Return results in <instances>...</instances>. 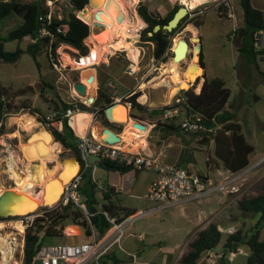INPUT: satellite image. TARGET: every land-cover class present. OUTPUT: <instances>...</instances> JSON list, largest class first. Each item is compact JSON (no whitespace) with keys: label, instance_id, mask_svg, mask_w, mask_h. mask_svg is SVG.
<instances>
[{"label":"rangeland","instance_id":"rangeland-1","mask_svg":"<svg viewBox=\"0 0 264 264\" xmlns=\"http://www.w3.org/2000/svg\"><path fill=\"white\" fill-rule=\"evenodd\" d=\"M138 1L139 0H114L116 5L123 10L124 17L119 21V24L115 26L117 32H115V38L113 39L117 41L122 37L126 45H120L113 49L112 52H106L103 56L104 58H101L98 62H90L89 58H87L93 57L95 54L92 51L94 42L88 39L91 36L89 35L90 32L88 34L89 36L87 35L88 37L84 39V42L88 46V51L90 49L86 56L81 55L76 48L67 43H60L56 47L57 58H55V60L57 61V66L60 67L59 69L54 67L45 49L40 50L38 54L39 67L36 66L33 57L28 52L21 53L17 60L13 62L2 61L0 59V83L5 85L9 90L6 96L12 97L14 103H26L30 106H36L39 108L40 112L32 114L25 108L6 114L4 124L9 131L0 135V158H4L6 153L9 152L13 154L14 148L19 146L21 142H24L21 143L22 155L16 160L15 156H13L15 161L12 162V165H9L13 180H9L7 177L5 178L0 170V185L2 186L0 192L7 187L25 191L22 185L24 174L23 166L26 171L25 175L27 176V168L29 165L39 162L42 163L41 158L37 156V152L35 155L29 156L30 152H25L24 150V145H31L36 139L35 134H30L31 132L39 134L41 131L42 133L48 134L50 139H48L49 151L43 156L46 161V168L42 163V173L44 174H42L38 182H34L30 185L34 187L36 183L38 184L35 189L31 190L30 194L35 197L42 196L43 192L47 191L50 181L52 179H58V174L63 169L59 159L63 156L73 154V151L64 148L59 141L54 140L53 135L44 124V119L46 115L55 110L51 97L52 95L59 96V98L66 103L72 101H81L86 105L91 103L85 96L79 95L72 85L76 79L80 81L84 80V78H82V71L84 69L90 71L95 78L94 89L90 91L94 97L98 89L97 75L100 73L103 78L104 88L109 95L113 96V100L126 94L128 89L133 88L134 85L141 90V93L143 92V95H147L145 101L141 100L143 96L140 97L141 93L136 98L137 101L146 105L147 109L144 111L131 108L123 103L125 98H120V103L125 105L127 113L130 112V114L133 115L134 113L140 112L154 117L151 111L152 108L167 105L173 101L175 95H179L181 92V89H179L169 98L167 95L169 84L166 82L168 77L167 68L174 63L173 51L178 44V40L185 38L190 46L187 56L180 60L175 68L179 76L178 82L183 86L182 89L189 83L187 73L190 71V66L195 64L198 67L199 65L200 46L196 43L200 41L202 44V62L205 67L206 77H220L223 79L225 85L230 87L231 93L225 107L234 113V118L237 117L242 122L243 130L248 140L255 145V150L249 155L250 160L248 165L253 164L252 167L247 173L233 181L236 190L227 191L230 197H223L222 202L219 201L221 200L219 195L222 191L216 190L197 200L175 203L167 207L153 209L149 211L150 213H146L134 220L131 230H135V228L138 230H148L152 234L154 242L160 243L167 251L175 256L177 253L187 248L186 242L196 233V225L203 219L209 217V211L206 214L204 213L203 216H201L202 218L197 217L196 214L200 209L202 212H205L210 207L213 208V212L217 211L216 217L219 218L220 216L221 218L223 216L224 218L221 221L223 224L222 226L234 224L236 228L241 226L248 233L252 231L255 216L249 215L250 213L246 211H241L236 205V199L241 195H251L257 191L264 190V84L260 80L255 65H247L236 50L238 35L235 29L241 24L242 18L240 11L242 8L239 6V0H142L151 10L160 15H164L174 4H186L188 9L191 8L186 13L187 19L184 21L182 28L171 37L170 46L165 53L163 61L156 60L153 57V43L151 41H144L140 38V30L145 23L142 18L135 13V6ZM189 1L194 2V5L191 6ZM251 3L253 6L263 11L264 17V0H251ZM84 6V9L87 10L84 12H78L77 10L76 14L91 23L94 20L93 11L102 8V4ZM68 9L69 5L66 4V1L60 0L53 4L52 13L62 15L65 14ZM188 19L200 21L202 23L197 26V29V27L193 25V21H188ZM17 21L18 17L15 15H10L0 21V35L14 26ZM124 24H129L135 29L131 37L128 36L126 31L122 32L121 29ZM199 37L200 39H198ZM28 41L27 37L19 41L7 40L4 42V47L9 50L14 49L17 44L21 47H25ZM133 55L135 59H132ZM258 65L260 68L264 69V60H260ZM131 69L133 70L131 71ZM194 76L196 77L197 75L194 74ZM200 76L197 81L195 80L192 84L189 83L195 92L200 89L202 82V76ZM44 81L49 82L51 87H47ZM117 95L120 96L117 97ZM163 96L165 97L162 98ZM161 100H163V102ZM159 112L162 113L163 111ZM185 112V106L180 104L178 115L170 119L177 122L186 114ZM80 113L82 112L72 116L73 120L71 121V124L76 129V131L74 129V132L78 134L84 133L85 129L89 126L88 119L90 118L89 114L79 115ZM155 117L158 118L157 115ZM119 118L122 121L124 120L123 116ZM170 119L166 120L169 121ZM158 121L162 122L165 120L160 117ZM33 123H37V125ZM55 123L56 121H54V126L56 125ZM97 125L99 127L106 126L100 123L98 117H95L91 125V131L92 129L95 130ZM110 126L116 129L115 126ZM154 129L155 128H152L150 132V138L152 137L153 141L167 140H163V137L160 136V132L158 137L155 136ZM179 129L181 132H174L173 134L175 135L169 137L172 139V142L177 144L179 142H186V140L190 142L194 139V141L197 142L195 148L203 146L202 150L190 147L186 149V151L182 149L180 155L191 154L189 157L193 156L195 158V161L189 160V164L183 162V166L187 165L197 173L208 170L211 177L219 178L214 169H207L204 158L208 156L214 161H218L213 152L214 141H210L209 139L208 144H205L206 142L203 138H200L198 134L194 137L190 132H186L181 128ZM14 135H16V137H13ZM4 150L5 155L2 153ZM174 151H177V148L174 149L172 143L170 152ZM92 159L93 156L91 155L89 161L91 162ZM213 160L210 162L212 167L214 166ZM85 173V177L90 175L91 178L98 177V179L101 180L105 178L107 170L102 167L95 168L90 164L85 170ZM97 190H99V187H97ZM128 192L129 191L122 195V200L120 201L122 204L126 203L130 206H136L137 209L133 207L135 210L144 209V207L147 208V206L152 205L151 201L148 199L129 196ZM79 193L81 201L85 204V194L81 192L80 188ZM230 198L233 200L230 201ZM57 200L50 205L42 203L35 210L40 211L41 207L53 206ZM96 205V207H99L98 203ZM31 213L36 212L31 211L24 214L29 215ZM225 214L226 216L224 217ZM20 217H22V215L19 217L8 215L4 217V219H1L0 223H3L5 227V230H1V234L5 235L12 230L14 231V238L16 237L17 240L18 236L23 238L25 231L24 226H22L21 232L18 229L16 231L15 227L16 222L21 223L19 220L21 219ZM22 218L25 219L26 217L23 216ZM215 219L216 218H212V221ZM69 223H72V221H70V219H65L63 228ZM49 237L50 236H44V244L50 241ZM259 238L264 239V223L260 229ZM148 240L149 237L146 239V242ZM241 248L243 251L248 250L245 244L241 245ZM3 250L4 245L2 239H0V261L2 260ZM215 251L217 252L218 250L216 249ZM13 252L12 264H21L23 254L21 248L14 249ZM205 256L206 254L202 256V260L206 262L212 263L219 259L217 255L213 254H210V256L214 261ZM246 256L247 253L237 252L232 256L229 264H245Z\"/></svg>","mask_w":264,"mask_h":264},{"label":"trees","instance_id":"trees-1","mask_svg":"<svg viewBox=\"0 0 264 264\" xmlns=\"http://www.w3.org/2000/svg\"><path fill=\"white\" fill-rule=\"evenodd\" d=\"M68 2L70 6L66 13L62 14L61 17L52 16L51 21L47 24L45 18H40L41 15H45L48 11L45 0L0 1V21L10 15L18 17L17 23L0 35V59L2 61L13 62L17 60L21 53L28 52L33 57L36 66L39 67L38 54L40 50L45 49L48 55L50 48V51L56 55V47L60 43H67L76 48L81 55L86 56L90 51V49L88 51V46L84 42V39L90 35L89 22L84 18L85 21L81 19L82 17L79 15L78 17L76 11H86L87 9H84V5L87 0H68ZM239 4L242 8V18L241 24L235 29L238 35L236 50L247 65H255L260 80L264 84V69L258 65L259 58L264 54V50L258 49L254 45L255 32L264 27L263 11L253 6L251 0H239ZM179 6L178 4H174L164 15H160L151 10L142 0H139L136 5L138 15L145 23L140 30V38L153 43L152 55L156 60H164L165 53L170 46L171 37L182 28L184 21L187 19V14L171 30L160 28L157 31H153L151 35L148 34V31L152 30L156 23L161 25L166 23ZM188 21L193 20L188 19ZM193 23L199 25L201 22L193 21ZM57 24L62 26V31L55 30L54 27ZM44 26L53 30L54 36L52 39L48 34L39 35L40 29ZM24 37H27L29 40L25 47H21L18 44L12 50L4 47L5 41H19ZM199 56L200 60L198 62L204 66L201 50ZM201 76L204 79L198 92H195L192 86L189 87V83L186 84L184 89H181L180 94L185 96V102L182 103L186 109L185 113L186 115L192 111L199 113L202 122L210 126L219 124L214 131L205 133L203 140L207 142L212 137L214 140V154L222 160L223 165L230 171H238L249 164V153L253 151L254 145L247 140L241 130V123L234 118V113L225 107L231 89L225 85L223 79L220 77L208 78L205 76V72ZM97 77L98 89L96 96L89 105L79 101L78 107L80 110L94 112L95 117H98L102 124L111 129H114L110 126L113 125L117 129L116 131H120L122 124L108 120L104 114L105 106L113 101V97L104 88L103 78L100 73ZM198 78L199 76H197L196 81ZM44 84L47 87H51L47 81H44ZM8 91L6 86L0 83V135L9 131L4 124L6 114L25 108L32 114L40 113L39 108L36 106H30L26 103H14L12 97L6 96ZM140 93L141 90L139 89L130 91L125 99L131 101V108L144 111L147 109L146 105L136 100ZM51 97L54 109L59 112V115L63 114L65 109L71 104L63 102L57 95H52ZM122 99L124 98L122 97ZM169 106L172 105L167 104L162 107H154L151 111H163L164 108ZM56 118L61 120V128L50 125L48 126V130L53 135L55 141H59L64 148L70 149L78 155L77 136L74 133L73 126L69 124L70 121L68 123V116H56ZM162 124L166 126V131H175L180 128L179 122L174 120L168 123L163 122ZM98 164L103 168L118 170L120 172H126L132 168L130 165L110 159H99ZM85 176L86 173L84 171L79 188L85 194L84 203L86 209L92 212L89 215V219L84 214L83 209L72 202L52 208L41 207V209L45 210L41 214L36 215L32 222L25 227L21 264H35L34 256L38 249L44 245V236L62 234L65 219H70V221L82 226L86 234L91 233V225H93L98 234L103 235L105 230L110 226L109 221L103 213L104 211L115 215L117 220H121L126 215L135 211L134 208L122 205L118 199L111 198L112 187H107L103 191V198L106 201L99 203L96 196L97 184L92 180L90 175ZM97 203L99 207H96ZM236 204L241 210L255 216L252 231L248 233L239 226L234 232H223L219 230L217 223L209 221L205 226L197 229L194 236L186 242L187 248L178 257L180 264H226L228 263L229 253L236 251L243 244L248 249L245 264H264V239L259 238V232L264 223V190L257 191L251 195H241L236 199ZM32 212H39V210ZM20 215L23 214H16L14 217H19ZM1 219H4V217L0 216ZM40 234H42V238L37 243ZM214 248H218L219 251L221 250L218 261L214 263L203 261L202 256L208 250Z\"/></svg>","mask_w":264,"mask_h":264},{"label":"built area","instance_id":"built-area-1","mask_svg":"<svg viewBox=\"0 0 264 264\" xmlns=\"http://www.w3.org/2000/svg\"><path fill=\"white\" fill-rule=\"evenodd\" d=\"M5 1V0H0ZM57 0H45L48 6V11L45 15H41L40 18L44 19L48 24L51 21L52 16V5ZM70 6V3L67 2ZM191 8H189L190 10ZM61 17V15H56ZM56 31H62V26L60 24L55 25ZM48 34L51 39L54 36L53 30L47 27H42L39 31V35ZM254 45L258 49L264 50V27L257 30L254 35ZM48 57L50 58L54 67L59 69L57 66V58L49 48ZM133 69H131L132 71ZM62 73V72H61ZM73 85V84H72ZM128 95L125 94L120 98H126ZM75 98V97H73ZM118 98V99H120ZM126 105L130 106L131 101L124 99ZM185 102V96L180 94L175 95L172 102L168 103L172 106L164 108L162 116L165 119L173 118L178 115L179 105ZM71 104L65 109L64 113L59 115L57 110L46 115L44 119V124L48 127L54 124V121L61 122L56 116H70L75 110H79L78 102L72 101ZM179 126L182 130L186 132H195L200 136L205 133L214 131L216 127L210 126L202 122L201 116L197 112H190L187 115L179 119ZM77 136V149H78V159H79V169L72 175V177L64 184L63 189L58 197L57 202L48 208L56 207L59 205L67 204L72 202L75 205L81 207L89 219V215L92 212L88 211L85 204L81 201L79 193V185L82 180L83 172L90 166L89 157L95 156L97 159H110L115 160L127 165H130L132 170H150L154 174L152 180L150 181L144 196L155 202V205L150 207L135 210L134 212L126 215L121 220H117L115 215L109 214L104 211L106 219L109 221L111 229L109 235L103 240L100 239V235L93 225H91L90 237L86 241L71 242V243H51L42 245L36 255L35 259L40 260V264H84L86 261L92 259L94 264H100V256L106 253L110 247L114 244H118L121 238L126 233L127 229L133 224L134 220L153 209H159L173 205L175 203L187 202L192 200L200 199L206 194L216 191H229L236 190L233 185V181L239 178L241 175L245 174L252 165H247L246 167L232 172L230 176L224 177L221 180L210 181L206 175H202L195 171H191L184 166L177 165L173 162L165 161L159 157L152 156L141 152L136 149H129L121 145V141L118 142H107L100 136H96L89 131H84L82 134L75 133ZM47 207V206H46ZM45 209H41L39 212L31 213L29 215L23 214L26 218L19 219L24 228L32 222L36 215L41 214ZM220 231L223 232H234L236 227L234 225H229L226 227L218 225ZM18 244L15 248H21L23 244V238L18 236ZM210 250L206 253L205 257L210 256ZM237 252H243L241 247H238L236 251H231L229 254L231 256L235 255ZM131 257L135 258V255L131 253ZM148 264H180L178 257L173 262L166 261H151Z\"/></svg>","mask_w":264,"mask_h":264},{"label":"crops","instance_id":"crops-1","mask_svg":"<svg viewBox=\"0 0 264 264\" xmlns=\"http://www.w3.org/2000/svg\"><path fill=\"white\" fill-rule=\"evenodd\" d=\"M57 1H60V0H57ZM57 1H55L54 3H56ZM65 1H66V4H67L68 0H65ZM204 1H206V0H204ZM240 11L242 13L241 9H240ZM135 13L138 14L137 11H136V6H135ZM55 15H58V14H55ZM193 25L195 27L199 26V25H195V24H193ZM197 29H198V27H197ZM199 39H200V37H199ZM198 42L200 44L201 57L203 59L202 44H201L200 41H198ZM260 60H264V54L260 56L259 61ZM173 65H175V61H174ZM173 65H170L168 68L172 67ZM176 66H175V68H176ZM203 72H205V67L204 66H203ZM199 73L200 72H198V74ZM201 74H199L198 76H200ZM173 76H178V74L176 73L175 69H174V71L172 73L168 72L167 79H168L169 82L172 81L171 78ZM205 76H206V74H205ZM93 78H94V76H93ZM178 78H179V76H178ZM201 78H202V81H203L204 77L202 76ZM201 84H202V82H201ZM177 85H179V82L177 83ZM134 87L133 88H129L127 93L130 92V91H134V90L138 89V88H136L135 85H134ZM168 94H170V91H168ZM142 95H143V92H142ZM145 95L146 94H144L142 97L140 96L141 100H144V96ZM118 96H120V95H117V97ZM169 98H170V96H169ZM77 111H83L79 115H86V114L90 115V118L88 119L89 126L85 129V131H89L91 133L94 132L93 133L94 135L99 136V134H98L99 133L98 125L96 126L95 130L92 129L93 132L91 131V125L93 124V121L95 119L94 112L84 111V110H80V109L79 110H75L68 117V123L70 121L69 124H71V121L73 120L71 116L73 114H76ZM129 114H130V112H129ZM152 114H153L154 117H150V116H148L146 114H143V113H140V112L139 113H134L132 115V116H136L140 121L145 122V124H147L145 126L146 130L141 136H140V128L139 127H133L132 128L130 126V124H128V123H126L124 121L120 122L122 124L121 125V130L120 131H116L117 129L114 128L113 130L115 132H117L122 138L126 137L128 135H131L132 137H137L139 135L140 141L143 142V143L140 142V145H136V140H135V138H133V141L135 143L133 141H131L129 143L126 142V144H125V141L121 140V145L124 144L125 146H131L132 148L134 147V149L140 150L141 152H143L145 154L159 157V158H161V159H163L165 161L173 162V163H175L177 165H180V166H183V162L189 164L190 163L189 160H194L195 158L193 156L189 157L191 154H189V155L188 154L180 155V153H181L182 149L184 151H186V149H188L189 147L190 148H195L197 142L194 141V139H193V141H190V142H188L186 140V142H183V143L179 142V143L175 144L174 142H172V139L169 138V137L171 135H175V134H173L174 132H177V131L181 132V131H179L180 129L175 130V131H166V126L163 125L162 123L163 122H167L168 123V122H170L171 119L169 121H167L168 119L166 120L162 116L161 112H153ZM156 115L158 116V118L155 117ZM160 117L163 118V120H165V121L159 122L158 119ZM132 118H134V117H132ZM235 119L241 123V130L245 134V132L243 130L242 122L237 117H235ZM115 122H119V121H115ZM100 123H102V122L100 121ZM55 124H56L55 126L58 127V128H61V126H62L61 122H58V121H56ZM125 126H126V128H125ZM72 128H73V130L75 129L74 126ZM152 128H155L154 129L155 130L154 131V135L155 136L158 137L159 134L161 133L160 136L163 137V140L164 139H167V140L166 141L165 140L164 141H160V140L153 141L152 137L150 138V132H151ZM75 131H76V129H75ZM10 132H14V131H10ZM74 133H76V132H74ZM190 133L194 137H195L196 134H198V133H195V132H190ZM30 134H35V136H36V133H32L31 132ZM179 134H182V133H179ZM245 136H246V134H245ZM13 137H16V135H14ZM200 138H203V136H200ZM246 138H247V136H246ZM212 140H213V138L211 137L210 141H212ZM247 140H248V138H247ZM23 142H21V143H23ZM208 142L209 141H207L206 143L204 142V143L208 144ZM249 142H251V141H249ZM21 143L19 144V146L14 148L15 152L13 153V155L15 156L16 159L19 158V156L22 155ZM172 143H173V148L174 149L177 148V151L170 152V148L172 146ZM194 143H195V145H194ZM29 147H31V150H29ZM198 148H195V149L202 150L203 146H199ZM9 150H10V148H9ZM24 150H25V152H30L29 156H33L37 152V156L39 158H41L42 163H43V165L46 168V161L43 158V156L46 153H48V151H49V146L48 145H46L45 143L41 144V143H39V141H37L35 139L31 143V145H24ZM254 150H255V145H254L253 151ZM2 153L5 155V150ZM250 153H249V155H250ZM10 154H12V152L6 153L4 158L3 157L0 158V170H1V174H3L5 178L7 177L9 180H13V177L11 176V172L9 170V163L11 162L10 160H11V156H12ZM214 156L217 158L218 161H214L213 159L209 158L208 156H205L204 158H205V161H206L207 169H214L216 174H218L219 178L211 177L209 175V171L208 170L203 171V172H198V173L207 175V177H208V179L210 181H217V180L223 179L224 177L230 176L232 171H230L228 168H226L223 165V162H222V160L220 158H218L215 154H214ZM212 160H213V165H214L213 167H212V164H210V162ZM98 161H99V159H97L95 156H93V159L90 162V164L93 167H95V168H97V167L101 168V166H99V164H98ZM184 167H186L187 169H189L191 171L194 170V169H192L191 167H189L187 165L184 166ZM106 170H107V173H106V176H105L104 179L99 180L98 177H95V178L92 177V180L95 181L96 184H97V187H99V190L96 191V196L98 198L99 203H101V201H106V199L103 198V191L106 190L107 187H112V189H111V193L112 194H110L111 198H113V199L116 198V199L119 200V202L122 200V195L127 193V191H129L128 192L129 196L146 198L144 196V193L146 192V190L148 188V185H149L150 181L152 180V178L154 176L152 171H150V170H132V169H130V170L126 171V172H120L118 170H111V169H106ZM23 171H24V174H23L22 185L28 184V186H30L34 182L32 183V178H30V177L27 178L26 177V175H25L26 171L24 169V166H23ZM43 194H44V192H43ZM219 196L221 197V200H219V201L222 202L223 197L229 196V194L227 193V191H222ZM146 199H148V198H146ZM148 200L151 201L152 205H155L154 201H152L150 199H148ZM232 200L233 199L230 198V201H232ZM122 205L131 207V208L134 207V208L137 209L136 206H130L129 204H126V203H123ZM152 205H150V206H152ZM150 206H147V207H150ZM208 211H209V217L206 218V219H203L202 221H200L196 225L195 229H199V228L205 226L209 221H212V218L219 219V220L215 219L216 221L215 220L213 221V222L217 223V225H220V226L223 225L222 222H221L224 219L223 216L221 218H220V216H219V218H217L216 217L217 211L213 212V208L209 207V209L207 211H205V212H202V210L200 209L197 212L196 215H197V217L202 218L201 216H203L204 213L206 214ZM241 211H243V210H241ZM148 213H150V212H148ZM249 215H251V214H249ZM225 216H226V214L224 215V217ZM229 225H234V224H228V226ZM131 227H132V225L127 229L126 233L121 238V240L118 242V244L112 245L110 247V249L106 253H104V254H102L100 256V260H99L100 264H116V263H118V264H148L151 261L173 262L176 259V257L179 256V253L181 251L174 256L173 254H171V252L167 251L166 248L164 246H162L160 243L154 242L153 236L148 230H138L137 228H135V230H131ZM223 227H226V226H223ZM110 231H111V229L107 228L105 230V232L103 233V235H100V239L104 240L109 235ZM89 237H90V235L86 234L84 232V229H83L82 226H80L77 223L72 222V223L67 224L65 226V228H63L62 234L50 236L49 237L50 241L48 243H45V244L80 242V241L88 240ZM148 237H149V240L146 242V239ZM216 249L218 250V248H214V249H211L209 252L211 254H213V255L220 256L221 252L219 250L216 252L215 251ZM21 251H22V245H21ZM131 253L135 255V258L131 257ZM242 253L246 254L247 251L244 250ZM231 258H232V256L228 255V263H226V264H229V262L231 261ZM209 259L213 260L212 257H209ZM92 262H93V260L90 259V260L86 261L84 264H92ZM214 262H212V263H214ZM35 264H40V260L39 259H35Z\"/></svg>","mask_w":264,"mask_h":264},{"label":"bare ground","instance_id":"bare-ground-1","mask_svg":"<svg viewBox=\"0 0 264 264\" xmlns=\"http://www.w3.org/2000/svg\"><path fill=\"white\" fill-rule=\"evenodd\" d=\"M105 1L106 0H99V5L102 4V8L101 12H100V19H95L90 23L91 24V33H90V37L88 38L89 40L93 41L94 46L92 47V51L95 53L93 57H87L89 58L90 62H98L101 58H104L103 56L105 55V53L107 52H112L113 49L117 48L118 46H124L126 45V43L124 42V39L122 37H120V39H118L117 41L114 40L113 38H115V32L116 31V25L119 24V21L116 20L115 14H116V7L120 8L119 6L116 5V2H114V0H111V2L108 4L107 7H105ZM181 1H185V0H181ZM189 4H191V6L194 5V2L189 1ZM87 5V4H86ZM186 5V4H183ZM186 7L188 8V6L186 5ZM121 9V8H120ZM96 10V9H95ZM122 10V9H121ZM123 11V10H122ZM94 12V11H93ZM124 14V12H123ZM124 17V15H123ZM97 29V30H96ZM122 32L126 31L128 33V36H132L135 32V29L130 26L129 24H124V26L122 27ZM120 35V34H119ZM122 36V35H121ZM180 40H185V38L183 39H179L178 42ZM188 44V43H187ZM178 45V44H177ZM182 44L179 46V48L181 49ZM178 48V49H179ZM190 49V46L187 45V49L185 51L184 55H180L178 57H174V61H175V65H173L172 67L168 68V72L172 73L175 69V66L179 63L180 60L184 59V57L187 56V52ZM174 53V52H173ZM134 57V58H133ZM132 59H135V56L133 55ZM203 71L202 67H198L195 64H192L190 66V71L187 73L188 75V82L191 83V80L194 81L195 75L198 74V72H200L199 74H201ZM91 73L90 71L84 69L82 71V78H84V83L86 85V94L87 95H93L90 91H92V89H94L95 86V79L92 78L91 81L87 80V74ZM92 74V73H91ZM93 75V74H92ZM172 81H168L167 79V83L169 84V88L168 91H170V94H168V97L174 95L180 88H182L181 84L177 85L178 83V76H173ZM186 86V85H185ZM86 95V96H87ZM147 95L144 96V101L146 99ZM149 97V96H148ZM165 96H163L162 98H164ZM152 98V97H151ZM149 99V98H148ZM148 101V100H147ZM163 102V100H161ZM166 102V101H165ZM79 112H83V111H77V113ZM75 114H73L72 116H74ZM111 115L112 118L115 120L120 121L121 119L119 117H124V122L130 124V126L133 127H139L140 128V136L145 132L146 130V125L145 122H142L140 120H137L135 118H132L130 115H128L127 113V109L125 107V105L123 104H118L116 103L112 108H111ZM71 116V117H72ZM122 121V120H121ZM137 123V124H134ZM34 125H37V123H33ZM140 124H142L143 126H139ZM121 137V136H120ZM133 138H135L136 140V145H140V139H139V135L137 137H132L131 135H128L126 137H121V140L126 142H131L133 141ZM48 139H50V136L46 133H42L40 132L39 134H36V140L39 141V143H45L46 145L48 144ZM134 142V141H133ZM132 142V143H133ZM135 143V142H134ZM143 143V142H141ZM124 145V144H123ZM129 149H134V147L132 148L131 146H125ZM29 150H31V147H29ZM15 152V151H14ZM11 156V162L9 163V165H12V162H14L16 160L13 159L14 155L10 154ZM61 169V168H60ZM43 171V165L39 162L33 165H29L27 168V178H32V183L33 182H38L39 178L42 176ZM68 170H67V166H63V169L59 172L58 174V179L55 180H51L50 181V185L48 186V189L46 192H44V194L40 197H35L33 195H31V190L35 189L37 187V183L35 184L34 187H30L28 186V184H24L23 188L25 189V191H19V190H15V192L20 193L19 194V200H23L24 202L27 203V207L22 208L21 210H17V211H11V213H28L31 211H34L40 204H51L53 202H55L62 189L64 184L69 180L71 174H67ZM2 186L0 185V190H1ZM10 213V212H9ZM22 224L20 222H16L15 223V227H16V231L17 229L21 232L22 231ZM4 229V224L0 223V239H2L3 245H4V250H3V255H2V260L0 261V264H12L13 261V257L12 254L14 253V249L17 246V238L13 237L14 231H10L8 233H6L5 235L1 234V230ZM4 232V231H3ZM7 232V231H6ZM16 233V232H15Z\"/></svg>","mask_w":264,"mask_h":264},{"label":"water","instance_id":"water-1","mask_svg":"<svg viewBox=\"0 0 264 264\" xmlns=\"http://www.w3.org/2000/svg\"><path fill=\"white\" fill-rule=\"evenodd\" d=\"M110 2H111V0H106L105 1V7H107ZM98 3H99V0H87L85 5L87 4V5H90V6H94V5H98ZM100 12H101V9H96L93 12V17L95 19H100ZM187 12H188V8L186 7V5H180L175 10V12L172 15V17H170L166 23H164L162 25L159 24V23H156L153 26V29L148 31V34L151 35L153 31H157L160 28H164L166 30H171L173 27H175L177 25L178 21ZM123 15H124L123 11L120 8L116 7V14H115L116 20L120 21L123 18ZM88 24H89V32L91 33V24L90 23H88ZM187 43H188V41L186 39L185 40H180L178 42V45L174 49V57L175 58L180 56V55H184L185 54V51L187 49V45H189ZM181 44H182V47L180 49L179 46ZM196 44L200 46L198 41H197ZM198 64H199V67H202V69H203V66L199 62H198ZM202 73H203V71H202ZM86 78H87L88 81H91L92 78H93V75L91 73H88ZM196 78H195V80H196ZM194 81H191L190 84H192ZM73 86H74V89L76 90V92L79 95L85 96L86 99H88L90 102L94 99L93 95H87L86 96V85H85V83L83 81H80L79 79H76L74 81ZM180 89H182V88H180ZM116 103L122 104V103H120V99H114L111 103H109L104 108V114H105L106 118L108 120H110V121H118V120L113 119L112 115H111V108ZM123 103L125 104L124 101H123ZM128 115L132 116L131 114H129V112H128ZM132 117L138 119L136 116H132ZM119 122H122V121L120 120ZM134 124H137V123L134 122ZM139 126H143V125L140 124ZM98 134H99V136L101 138H103L107 142H118V141H120V138H121L120 135L117 132H115L113 129L109 128L108 126L99 127V133ZM59 162L61 163L62 166H67V170H68L67 174H69V175L71 174L70 178L72 177V175H74L77 172V170L79 169V165H80L78 156L75 153H73L71 155H67V156L61 157L59 159ZM19 194L20 193L15 192V190L12 189L11 187L4 188L0 192V216L6 217L8 215L23 214V213H18V212L11 213V211H17V210H21L22 208L27 207V203L26 202H24L22 199L19 200V197H18ZM41 238H42V234L39 235V237L37 239V243H39L41 241Z\"/></svg>","mask_w":264,"mask_h":264},{"label":"clouds","instance_id":"clouds-1","mask_svg":"<svg viewBox=\"0 0 264 264\" xmlns=\"http://www.w3.org/2000/svg\"><path fill=\"white\" fill-rule=\"evenodd\" d=\"M189 10V9H188ZM78 16V15H77ZM79 17V16H78ZM81 18V17H80ZM82 19V18H81ZM22 246H23V244H22Z\"/></svg>","mask_w":264,"mask_h":264},{"label":"flooded vegetation","instance_id":"flooded-vegetation-1","mask_svg":"<svg viewBox=\"0 0 264 264\" xmlns=\"http://www.w3.org/2000/svg\"><path fill=\"white\" fill-rule=\"evenodd\" d=\"M182 85V84H181Z\"/></svg>","mask_w":264,"mask_h":264}]
</instances>
